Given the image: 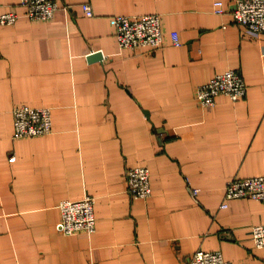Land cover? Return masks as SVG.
<instances>
[{"label": "crops", "instance_id": "1", "mask_svg": "<svg viewBox=\"0 0 264 264\" xmlns=\"http://www.w3.org/2000/svg\"><path fill=\"white\" fill-rule=\"evenodd\" d=\"M55 1L53 19L32 21L22 0H0L20 17L0 24V264H189L199 249L264 264V201L221 207L231 179L264 176V34L234 22L235 0ZM156 13L162 47H119L115 16ZM231 69L245 97L203 107L197 88ZM19 105L51 109L53 132L15 139ZM138 166L148 199L128 189ZM91 195L96 231H59L60 203Z\"/></svg>", "mask_w": 264, "mask_h": 264}, {"label": "built area", "instance_id": "2", "mask_svg": "<svg viewBox=\"0 0 264 264\" xmlns=\"http://www.w3.org/2000/svg\"><path fill=\"white\" fill-rule=\"evenodd\" d=\"M26 7L28 17L34 20L50 21L58 10L55 0H22ZM84 12L94 16L93 8L89 3L84 5ZM215 12L224 15L223 2L215 4ZM234 22L246 29L247 33L260 37L264 34V0H235L232 10ZM19 14L7 12L0 15V24L14 25ZM116 38L121 49L137 50L147 47L157 50L165 43L162 16L160 14H147L138 17L128 15L115 16ZM173 45H181L179 33L172 34ZM248 86L240 72L227 70L217 74L209 83L201 85L196 90V97L206 109L216 104L220 95L229 96L234 101L245 97ZM15 132L14 138H30L51 134L54 128L52 111L49 108H33L29 105H19L14 111ZM15 157L12 156L11 161ZM151 173L145 166L127 169L128 189L133 199H148L153 194L151 187ZM222 202V208H228L230 201L235 199L251 198L264 201V176L247 178H233L227 183ZM197 192V191H196ZM95 197L86 196L79 200H64L60 203L61 219L58 229L66 235L79 232L92 234L97 229ZM252 238L258 248L264 249V225L252 228ZM189 264H233L225 259L221 251L197 250Z\"/></svg>", "mask_w": 264, "mask_h": 264}, {"label": "water", "instance_id": "3", "mask_svg": "<svg viewBox=\"0 0 264 264\" xmlns=\"http://www.w3.org/2000/svg\"><path fill=\"white\" fill-rule=\"evenodd\" d=\"M103 54L101 52H97V53H94V54H91L89 56V60H102L103 59Z\"/></svg>", "mask_w": 264, "mask_h": 264}]
</instances>
